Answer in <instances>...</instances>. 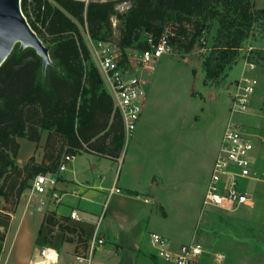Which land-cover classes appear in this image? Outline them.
Wrapping results in <instances>:
<instances>
[{
    "label": "trees",
    "instance_id": "16d2710c",
    "mask_svg": "<svg viewBox=\"0 0 264 264\" xmlns=\"http://www.w3.org/2000/svg\"><path fill=\"white\" fill-rule=\"evenodd\" d=\"M124 1L130 3L126 12L117 9L115 0H22L23 13L50 48L53 63L44 72L35 50L16 46L0 68V197L6 205L18 204L36 176L56 174L64 156L89 152L118 159L123 151L122 118L80 26L92 40L114 44L120 65L128 69V51L149 50V38L157 44L168 35L175 50L185 55L196 46L205 47L199 40L205 38L208 25L216 24L215 45L203 62L205 79L213 84L240 58L255 28L264 34V8H257L253 0ZM43 131L48 133L43 162L31 157L18 166V140L39 143ZM45 223L47 239L55 228L65 236H83L81 229L52 214L46 215Z\"/></svg>",
    "mask_w": 264,
    "mask_h": 264
},
{
    "label": "rangeland",
    "instance_id": "374dc122",
    "mask_svg": "<svg viewBox=\"0 0 264 264\" xmlns=\"http://www.w3.org/2000/svg\"><path fill=\"white\" fill-rule=\"evenodd\" d=\"M91 1L94 0H86L87 3ZM115 1H119L117 9L120 12H126L130 7V3L127 1ZM253 2L257 8H264V0H253ZM31 16L34 17L33 14ZM206 29L205 47L196 46L190 53L185 55L181 53L174 56L164 55L153 72L146 77V88L148 89V85L150 86V95L147 102V112L142 113L143 121L141 125L143 124V127L139 125V129L128 141L124 139L123 151L126 152L127 149V152L130 153L133 148L131 145L136 139L148 138L152 143L150 148L148 146L143 147L144 149H152L154 152H148L146 156L152 161L163 162L167 160V165L171 166L175 186L173 187L174 200L169 202L171 206L168 209L169 218H162L163 210H159L162 215L157 212L152 218L154 220V231L161 233L171 245L186 244L191 241L201 243L206 253L196 264H264V225L247 216L260 217L264 220V210H261L258 204L250 208L240 207L236 211H224L203 205L205 180L208 176H211L209 165L219 149L221 136L223 137L222 130H225L227 122L230 120L232 102L231 95L227 91L231 90V87L237 83L235 80L226 79V72L232 65L225 68L217 84H213L211 81L207 83L203 62L210 55L212 47L215 45L218 26L216 24L208 25ZM80 30L83 38L87 41L88 32L86 27L80 26ZM116 33L118 34V32ZM251 34L249 39L252 42L262 36L260 30L256 28ZM17 47L20 49V45H17ZM130 52L135 57V60H133L135 65L128 69L135 71L140 63L141 53L137 50H130ZM186 59H189V62H184ZM191 67L196 68V70L190 71ZM189 86L191 92L190 95L186 96V87ZM260 86L259 95L264 97V71H262V77L260 78ZM191 98H201L203 101L199 102L198 99ZM203 102L205 105H203ZM257 105L258 108L262 107L261 109L264 111V104ZM199 106H203L204 109L202 110ZM197 114L199 116L194 117ZM252 119L257 118L244 113H236L231 117L234 123L247 129L248 125L253 124ZM162 142H165V146ZM164 149H166V152H164L165 157L159 155L160 151H164ZM21 158L25 159L24 153L21 154ZM80 159L77 161L78 164L82 163ZM106 161H103L102 164H105ZM252 161L257 167V162L254 159ZM16 163L20 167L25 166V163L20 164L17 160ZM127 163L128 157L122 165V173L125 172ZM103 168V165H101L97 168V171H94L101 174ZM259 175L261 176V174ZM263 178L264 175L261 176V179ZM188 182H194V184L190 185ZM242 185L246 191L257 199L256 191L264 186V181L245 180ZM189 187L191 189H188ZM181 190H183L182 192L191 190V192L182 199L180 198V192H178ZM177 194L180 196L175 199ZM18 204L14 205L12 203L4 206L0 204V256L5 259L9 254V264H17L19 256L23 255L25 249L21 238L15 237L14 230L2 245L10 227L11 214L15 213ZM29 217L33 218V216ZM34 223L35 227L38 228L39 224L35 221ZM98 232L99 234L105 233L99 230ZM72 236H74L76 242V251L80 247L85 248L87 237L83 236L84 238H81V235L79 236L77 233ZM102 237L104 243L98 246L95 252L103 247L109 249L114 243L113 239L107 238L106 240L104 236ZM81 243L82 245H79ZM150 247L148 249L152 253L153 250ZM114 249L120 251L119 246H115ZM214 253L224 254L225 259L222 262L216 261L213 256ZM151 258L153 259L151 262L144 263L145 261L142 258L137 257L134 264H164L161 259L155 256H151ZM101 264L120 263L117 259L111 258Z\"/></svg>",
    "mask_w": 264,
    "mask_h": 264
},
{
    "label": "crops",
    "instance_id": "0c3cea01",
    "mask_svg": "<svg viewBox=\"0 0 264 264\" xmlns=\"http://www.w3.org/2000/svg\"><path fill=\"white\" fill-rule=\"evenodd\" d=\"M82 1L86 2V0ZM94 1L103 2L107 0ZM261 35L262 36L257 38L258 40H253L256 44L249 39L250 37L245 41L240 58L228 69V72H226V79L238 81L244 76H254L258 80V86L252 97L250 109L244 114L257 118L255 120L252 119L253 124L248 125V129L250 128V130H254V132L264 136V111L261 109L262 107H257V104H264V97L259 95L261 90L260 78L262 77V71H264V34ZM84 41L90 50L93 63L98 68V62L94 54L96 41L92 40L89 34L87 41L85 38ZM249 47H252L253 51L248 55L247 49ZM128 56L130 67L132 65L134 66L135 63L133 60H135V57L130 50L128 51ZM184 62H189V59H186ZM247 62H253L255 64V69L250 71ZM194 67H191L190 71L196 70ZM200 68L202 69L201 63ZM99 72L103 79L104 86L109 93V86L100 70ZM131 72L142 75L141 63H139L135 71L133 70ZM205 87L208 88L209 86ZM233 89L234 87L232 86L231 90L229 89L227 91L229 95H231ZM146 91L147 99L143 114L147 112L148 109L147 102L150 95L149 85ZM190 92L191 87H186V96H188V94L190 95ZM191 99H198L199 102L203 101L201 98ZM203 105H205L204 102ZM199 108L202 110L204 109L203 106H199ZM198 116L199 114L194 117ZM142 119L143 115L133 134L139 129V125L143 127V124L141 125ZM223 131L224 130H222V134ZM133 134L131 136H133ZM47 136V131H43L39 143L20 138L18 140L20 149L17 162L26 164L31 157H35L38 163L43 162L44 146ZM151 144L148 138L136 139L131 145V147H133L132 151H130V153L127 152V149L126 152L122 151L118 159H110L89 152L75 156L66 170L63 172L57 171L55 174V184L48 190V194H38L32 189L22 194L18 208L14 214H11L10 227L4 237L2 245L6 242L12 230H14L15 237H20L25 247L23 255L19 256L17 264H29L36 250L45 246H51L58 251V264H85L75 259L77 246L75 245L74 236L70 234L66 235L72 238L66 239L65 234L59 228H55L52 237L46 238L48 236V227L45 223V217L48 214H52L59 222H64V224H70L81 229L83 236L88 239L93 236L96 230H99L105 232L100 235L104 236L106 240L107 238L114 240L111 248L105 249V247H103L95 252L93 258L94 263L101 264L106 262L107 259L114 258V260L117 259L120 264H134L137 257L142 258L145 261L144 263L151 262V260H153L151 256H155V253L154 251L150 253L148 249V247H150L149 234L155 232L162 235L154 231V220L152 218L157 212L160 213L159 210H163L164 214L162 215L160 213L163 219L169 218L170 213L168 209L171 207L169 202L174 200L173 187L175 186L173 183L174 180L172 179L174 173L171 166L167 165V160L163 162L160 161V163L156 160L152 161L146 156L148 152H154V150L144 149L143 146H148L150 148ZM162 144L165 146V142H162ZM164 152H166V149H164V151L161 150L159 155H164ZM217 152L209 165L211 171ZM22 153H24L25 159H20ZM127 157L128 165L126 166L125 172L122 173V165ZM78 159L82 160L81 164H78ZM252 159H254L259 166L261 165L260 167L258 165L255 167L253 163L254 170L261 174V176L264 175V144H258L256 146L252 154ZM105 160H107L106 163L102 164ZM101 165L104 167L101 170V174H98V172L95 173L97 168ZM261 176L260 181H264V178L261 179ZM209 179L210 176L205 180V191ZM188 183L190 185L194 184V182ZM117 189L120 191L117 192ZM188 189H191V187ZM182 191L183 190L178 191L181 196L177 194L175 199H178L179 196L183 199L191 192V190ZM53 192L58 194V198L53 197ZM256 192L257 199L254 198L256 200L254 206L258 204L260 209L264 210L262 209L264 207V186H261ZM0 204L2 206L6 205L1 197ZM107 205L109 206L105 213ZM237 210H239V208ZM73 211L79 214L80 221L71 219V213ZM29 216H33V218ZM247 216L264 225V220L260 217ZM34 221L39 224L38 228L35 227ZM115 246H119L120 251H115ZM0 261L3 264H9V254L5 259H2L0 256Z\"/></svg>",
    "mask_w": 264,
    "mask_h": 264
},
{
    "label": "built area",
    "instance_id": "2783aa9c",
    "mask_svg": "<svg viewBox=\"0 0 264 264\" xmlns=\"http://www.w3.org/2000/svg\"><path fill=\"white\" fill-rule=\"evenodd\" d=\"M113 25L116 26L114 20ZM149 50L141 52V74H134L129 69L120 65L118 48L109 42L96 41L94 54L106 83L109 86L114 108L122 118L124 136L128 141L136 130L143 113L147 99L146 77L155 69L160 58L164 55L174 56L179 54L168 35H164L157 44L152 39ZM200 44H206L201 37ZM253 51L247 49L248 55ZM250 71L255 69L253 62H247ZM258 86V80L254 76H244L233 85L231 93L230 120L227 122L220 147L214 160L212 173L207 183L203 205L214 207L224 211H235L242 206L253 207L255 199L242 185L245 180H260L259 173L253 168L252 154L258 144H264V136L246 127L238 125L231 120L236 113H247L250 109L252 97ZM74 156H64L59 171H64L73 161ZM55 174L38 175L33 180L32 190L38 194L47 193L55 184ZM120 190L117 189V192ZM53 197L58 194L53 192ZM71 219L80 221L76 211L71 213ZM81 238H84L81 236ZM104 243V238L95 231L93 236L85 242V248H79L75 253V259L80 263L96 264L93 261L95 250ZM149 243L155 256L164 264H196L206 253L203 245L196 241L187 244L171 245L162 235L152 232L149 234ZM79 245H82L79 244ZM218 262L225 259V255L214 253ZM58 251L45 246L39 248L29 264H58ZM0 264L1 263L0 261Z\"/></svg>",
    "mask_w": 264,
    "mask_h": 264
},
{
    "label": "water",
    "instance_id": "95a60500",
    "mask_svg": "<svg viewBox=\"0 0 264 264\" xmlns=\"http://www.w3.org/2000/svg\"><path fill=\"white\" fill-rule=\"evenodd\" d=\"M17 45L20 50H35L42 59L44 72L53 63L50 48L42 42L23 13L22 0H0V68Z\"/></svg>",
    "mask_w": 264,
    "mask_h": 264
}]
</instances>
